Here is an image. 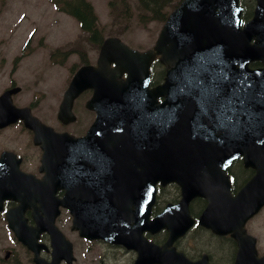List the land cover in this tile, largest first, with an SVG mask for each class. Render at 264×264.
<instances>
[{
    "label": "water",
    "instance_id": "95a60500",
    "mask_svg": "<svg viewBox=\"0 0 264 264\" xmlns=\"http://www.w3.org/2000/svg\"><path fill=\"white\" fill-rule=\"evenodd\" d=\"M240 11L238 0H185L170 15L156 46L158 53L163 54V62L167 67H171L168 70L165 84L158 89L166 96L164 130L161 132L159 145L147 155L149 159L144 162V169L139 167L137 171L130 172L123 177L116 185L117 193L113 197L119 199L122 208L124 205L128 208L130 205L128 201L138 202V205H141L144 195L139 197L140 200H137V195L158 180H164V183L177 181L182 185L184 196L181 203L175 206L169 205L162 215L152 220V224H157L158 227L168 226L172 231L170 241L165 246L166 249L178 235L185 233L193 224L188 214V197L203 194L209 188L208 183L200 184L197 179L201 166L208 167L212 159H226L228 149L231 147L222 132L221 120L217 117V113L212 111L213 103L220 102L216 96L219 97L224 93L225 83L229 76L241 79L244 73L249 71L246 69L249 61L254 59L264 61V53L251 47L243 50L236 44L237 34H241V30L234 26L237 24ZM183 33L187 35L186 40L183 39ZM214 43L221 45L216 48ZM101 55L103 59L108 57L118 64L128 61L131 67L135 58L144 57L147 54L141 55L129 50L119 40L113 38L105 42ZM237 64L240 66L236 67ZM126 70L129 71L128 68ZM249 72L252 75L248 81L256 83L261 79L264 83V69ZM129 74L130 81H132L134 74L130 71ZM79 78L80 73H77L66 93L61 114L67 112L73 99L78 95ZM212 93L216 96L211 95ZM263 94L257 90L256 101L264 100ZM5 96L0 97V110L6 109ZM13 116H16V119L24 118L26 124L35 129V142L41 143L45 151L43 167L48 173L45 177L47 180L49 179L48 166L60 163L63 166L62 170L68 169L70 163L66 158L69 157V146H67L66 158L61 155L63 160L60 161L54 160V158H60V155L46 146V134L54 139L60 138V135L51 133L37 119L31 117L28 109H17L11 106L5 112L0 113V122L10 120ZM102 124L106 125L101 129L102 133H112L114 123ZM92 134H90V140H93ZM241 139L242 144L238 151L245 155L247 165L255 167L264 165V134L258 131L256 126L253 127L245 122ZM67 141L73 146L79 142L74 139ZM261 169L264 175V167ZM147 176L149 179H146ZM76 179L75 176V181ZM257 180L258 176L246 186L245 192H241L242 200L244 199L245 202V219L264 202L260 196L253 197L257 195L254 191L257 187ZM60 182L72 192L77 189L66 174L60 177ZM135 182L139 185H134ZM44 184L45 180L37 186L42 188ZM204 195L214 198L208 193ZM153 202L154 196H150L144 212L138 207L132 212L119 209L106 210L99 214L95 225L81 228L88 237L107 236L102 233L107 229L110 235L113 234L116 239L127 243V224L132 219L131 213L136 221L141 218L140 212L143 213L145 222L143 229H150L148 220ZM65 205L74 213L77 224L80 226V217L86 213L85 210H82L76 203L73 205L65 203ZM25 208L22 200V206L17 210L20 221L23 220L22 214ZM227 212V207L221 206L212 210L209 206L200 217V223L217 233L233 231L241 236L242 233L239 230L243 221H239V225L232 224ZM54 217L55 214L50 220ZM9 220L10 226L16 231L20 240L29 244L31 241L28 234L30 228L26 224L25 228L19 226L16 222V215L13 213L9 214ZM163 264L172 263L164 259ZM195 264H206V262L200 261Z\"/></svg>",
    "mask_w": 264,
    "mask_h": 264
},
{
    "label": "rangeland",
    "instance_id": "374dc122",
    "mask_svg": "<svg viewBox=\"0 0 264 264\" xmlns=\"http://www.w3.org/2000/svg\"><path fill=\"white\" fill-rule=\"evenodd\" d=\"M110 1L90 0L104 34L122 33L124 40L137 44L146 35H156L161 29L160 21L148 24L139 21L141 8L137 0H127L130 3L127 13L120 0L113 6ZM172 1L174 5L179 0ZM57 51L68 53L65 58L60 55L51 58L50 53ZM83 51L90 58L96 53L95 45L82 33L77 21L57 11L51 0H0V92L13 82L21 86L22 92L16 96L18 106L33 103L36 112L45 120L56 122L52 109L58 107L61 99L56 95L63 91L65 77L70 78L81 63ZM1 148L16 150L27 162L36 160L32 141L19 127L0 133ZM170 196L169 190L165 197ZM253 224H256V230ZM251 227L259 237L260 252H264V212ZM7 231L5 223L0 221V250L10 243ZM195 237L205 239L201 234ZM191 252H196L195 248ZM120 264H128V261H120Z\"/></svg>",
    "mask_w": 264,
    "mask_h": 264
},
{
    "label": "trees",
    "instance_id": "16d2710c",
    "mask_svg": "<svg viewBox=\"0 0 264 264\" xmlns=\"http://www.w3.org/2000/svg\"><path fill=\"white\" fill-rule=\"evenodd\" d=\"M142 7L153 14L154 18L164 20L166 14L164 8L169 0H139ZM57 8L74 16L82 28L92 32V37L96 38L97 16L92 4L88 0H54ZM94 31V32H93Z\"/></svg>",
    "mask_w": 264,
    "mask_h": 264
},
{
    "label": "flooded vegetation",
    "instance_id": "af4514ba",
    "mask_svg": "<svg viewBox=\"0 0 264 264\" xmlns=\"http://www.w3.org/2000/svg\"><path fill=\"white\" fill-rule=\"evenodd\" d=\"M256 1H257V0H253L254 3H256ZM240 169H241V165H240L239 160H237V161H235V162L232 164V166L229 168V171H230V173L233 175V174H235L236 171L238 172ZM128 254L130 255V257H132L134 253H133V252H128ZM43 256H44L46 259H48V257H49V255H48L47 253H44Z\"/></svg>",
    "mask_w": 264,
    "mask_h": 264
}]
</instances>
